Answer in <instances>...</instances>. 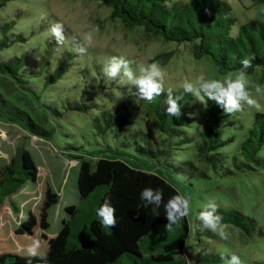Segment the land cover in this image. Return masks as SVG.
<instances>
[{
  "label": "rangeland",
  "instance_id": "rangeland-1",
  "mask_svg": "<svg viewBox=\"0 0 264 264\" xmlns=\"http://www.w3.org/2000/svg\"><path fill=\"white\" fill-rule=\"evenodd\" d=\"M227 1L237 17L235 33L240 25L251 20L264 21V3L254 5L251 0ZM0 3V39L7 25L9 33L26 39L0 54V60L17 55L22 56L25 63L22 77L25 83H19L10 73L0 71V164L9 161L17 147L23 145L39 167V182L34 187L23 185L1 205L0 214L7 218L0 220V252L25 256L24 249L33 240L13 235L18 221L11 202L20 207L21 215L25 217L28 211L37 210L44 188L49 183L60 195L58 204L49 211L50 226L46 230L49 237L54 236L63 221L57 220L58 212L61 211V216L68 219L65 205L80 204L76 186L78 157L90 160L104 158L121 159L131 167L151 171L175 185L189 200L188 218L192 225H200L199 213L209 200L214 201L217 208L241 212L254 220L245 235L237 227L224 224L218 225L216 231L211 229L215 235L206 242L205 250L221 256L235 253L242 264H264V165L256 164L254 169L239 167L241 157L238 156L236 161L230 159L216 172L210 171L209 178H200L191 175L190 171L179 173L165 164L161 155L154 158L140 153L134 135L125 132L117 135L114 128L103 131L96 126L104 112L116 116V107L128 101H139V97L133 95L135 86L126 78L104 77L102 69L114 55H123L132 61L130 67L134 70L152 62L159 64L165 73L163 85L167 92L169 89L172 92L182 89L186 82L195 84L201 75L205 79L223 81L235 78L238 71L221 73L210 56L196 58L191 44L165 42L141 26L129 27L112 17L110 7L97 1L0 0ZM56 23L62 25V38L59 40L51 33V26ZM52 39L59 42L53 52H48ZM64 57L73 63L71 69L60 79L47 83L46 77L56 71L58 62ZM246 81L248 93L258 106L242 102L241 109L235 111L233 118L223 119L226 137L235 138L233 144L223 149L230 156L245 139L255 114L264 113V73L260 69L246 73ZM69 103L86 104L89 109L73 110ZM15 108L29 113L50 135L40 138L26 133L17 124L4 122L8 117L6 111ZM206 108L205 99L201 101L195 96L193 116L196 120L191 131L196 126L201 129L209 126ZM134 129H141L152 141L160 142L164 138L145 120H139ZM137 138L147 145L142 134ZM182 148L173 153L175 166L183 161L201 165L193 145L184 144ZM185 167L188 168L189 164ZM93 199L94 196L90 203L83 204L86 211L90 210ZM221 228L225 233L223 237L219 234ZM38 240L41 244L39 251L44 253L48 244L43 239ZM188 245L193 253L204 250L193 245L191 237ZM226 261L205 264H226Z\"/></svg>",
  "mask_w": 264,
  "mask_h": 264
},
{
  "label": "trees",
  "instance_id": "trees-1",
  "mask_svg": "<svg viewBox=\"0 0 264 264\" xmlns=\"http://www.w3.org/2000/svg\"><path fill=\"white\" fill-rule=\"evenodd\" d=\"M112 9V17L125 25L141 26L150 34L165 42L189 43L194 56H210L221 73L238 71L240 60L251 57V66L247 74L260 69L264 73V21L251 20L240 25L237 33L234 26L237 17L227 0H92ZM252 4L264 3V0H251ZM0 6L2 4L0 3ZM7 25L0 39V54L17 42H25L21 35L9 33ZM58 40L49 42L48 52H53ZM62 45H64L62 41ZM48 65V63H47ZM46 65V66H47ZM73 63L64 57L58 62L56 71L47 76V83H53L64 76ZM0 71L8 72L19 83L25 63L22 56H12L0 60ZM30 88V86H29ZM31 89V88H30ZM32 90V89H31ZM183 93L184 104L179 118L166 112L167 91H162L153 100L147 101L139 96L138 102L128 101L115 108L116 116L110 112L101 115L96 126L103 131L114 128L116 134L127 133L135 136L136 148L140 153L154 158L163 157L165 164L179 173L209 178V172L223 168L229 160L241 157L239 167L254 169V165H264V113L255 114L253 124L245 139L235 149L232 156L223 149L235 141L234 136L226 137L224 118H233L235 111L225 113L223 108L212 99L205 97L209 113V126L201 129L196 126L191 131L196 118L194 114L195 95L184 89L173 91ZM73 110L88 111L86 104L69 103ZM4 122L19 125L26 133L45 138L50 132L29 113L19 108L6 111ZM139 120H145L149 126L162 134V141H152L141 129H134ZM134 132V133H133ZM142 134L146 144L139 142L137 135ZM193 145L197 162L183 161L177 166L173 153L183 149V145ZM79 159L77 191L79 205L65 207L69 218L61 223L59 232L48 236L50 226L49 211L58 204L60 195L47 183L37 210H31L21 217V209L11 202L18 225L13 230L16 237L43 239L47 242L44 258L47 264H205L206 262H224L229 256H221L205 250L206 242L214 232L200 225H192L188 214L180 217L171 228L167 223L164 202L173 195H181L175 185L163 177L147 170L136 169L121 159L97 160ZM189 164L186 168L185 165ZM39 182V168L29 150L23 145L17 147L10 161L0 167V209L6 198L16 194L23 185L34 187ZM145 187L160 188L163 191L162 204L158 209L147 204L140 191ZM89 211L84 203H90ZM108 199L115 207L116 224L104 227L99 223L96 209ZM221 224L235 226L245 235L248 226L254 220L241 212L217 208ZM1 215V214H0ZM7 216L1 215L0 220ZM204 250L191 252L188 240ZM38 264L41 256L27 257L13 252H0V264Z\"/></svg>",
  "mask_w": 264,
  "mask_h": 264
},
{
  "label": "clouds",
  "instance_id": "clouds-1",
  "mask_svg": "<svg viewBox=\"0 0 264 264\" xmlns=\"http://www.w3.org/2000/svg\"><path fill=\"white\" fill-rule=\"evenodd\" d=\"M51 33L59 40L62 38V25L60 23L51 26ZM132 61L126 59L123 55L112 56L104 65L102 72L104 77L110 79H127L132 85L133 95L139 96L141 99L151 101L155 96H158L164 91V76L165 73L161 66L155 62L149 63L146 67H141L134 70L130 67ZM251 57H243L240 60V68L238 69L235 78H226L223 81L220 79H205L202 75L196 78L193 82H186L183 85L184 92H192L201 101L212 99L219 104L225 113L238 111L242 107V102L250 106H258L256 100L252 98L246 88V70L251 66ZM259 86L257 91H259ZM166 112L170 116L177 118L181 115V109L184 104L183 93L173 94L172 90H168ZM140 197L154 209H158L162 204L163 191L162 189L145 187L140 191ZM189 200L182 195H173L166 202L164 208L166 212L167 223L166 228H171L180 217L186 216L189 212ZM218 205L209 200L202 211L199 213V219L203 225L213 231L217 230L221 224V217L216 213ZM99 223L104 227H112L116 224L117 217L115 216V207L106 198L103 203L96 209ZM219 234L223 237L225 233L222 228ZM41 247L38 239H33L31 243L24 249V255L31 258L41 256L38 264H47L44 254L39 251ZM28 264H31L29 259ZM226 264H242L241 258L233 253L226 261Z\"/></svg>",
  "mask_w": 264,
  "mask_h": 264
},
{
  "label": "crops",
  "instance_id": "crops-1",
  "mask_svg": "<svg viewBox=\"0 0 264 264\" xmlns=\"http://www.w3.org/2000/svg\"><path fill=\"white\" fill-rule=\"evenodd\" d=\"M9 161H10V160H9ZM9 161H6V162H4V163H1V164H0V167H2L3 165L7 164ZM38 168H39V167H38ZM73 205H77V204H73ZM66 206H69V205H65V207H66ZM65 207H64V208H65ZM55 215H56V214H55ZM57 215H58V217H57V220H58V221H59V220H65V217H62V216H61V211H59ZM49 216H50V213H49ZM21 217L24 218V217H23V214L21 215ZM61 218H62V219H61Z\"/></svg>",
  "mask_w": 264,
  "mask_h": 264
}]
</instances>
